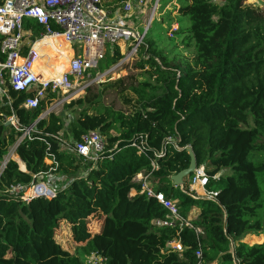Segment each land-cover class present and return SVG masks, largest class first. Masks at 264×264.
<instances>
[{
  "label": "trees",
  "instance_id": "16d2710c",
  "mask_svg": "<svg viewBox=\"0 0 264 264\" xmlns=\"http://www.w3.org/2000/svg\"><path fill=\"white\" fill-rule=\"evenodd\" d=\"M246 1L177 0L173 11L189 23L184 42L194 54L168 59L152 40L143 41L140 57L115 90L135 96L138 106L131 112L104 107L89 115L98 98L89 86L83 98L67 105L81 110L65 131L52 112L39 119L45 102L27 110L21 105L30 93L7 86L9 100L1 98L0 113L8 114L2 104L10 101L20 125L35 123L36 133L15 148L26 171L9 160L0 172V264H82L58 242L60 223L82 255L99 256L102 264H197L198 247L201 264H264V240L244 241L264 238V0L259 10L243 9ZM30 25L35 33L41 30ZM121 59L117 45L106 48L98 71ZM90 131L101 135L104 147L84 176L50 198L9 193L44 171L46 158L78 169L76 158L61 152L51 136L64 132L79 142ZM18 135L0 122V164ZM186 147L196 167L203 166L212 198L172 185L170 177L189 165ZM139 173L150 174L183 218L198 210L191 226L155 223L167 213L133 182ZM173 240L185 250L166 249Z\"/></svg>",
  "mask_w": 264,
  "mask_h": 264
},
{
  "label": "built area",
  "instance_id": "2783aa9c",
  "mask_svg": "<svg viewBox=\"0 0 264 264\" xmlns=\"http://www.w3.org/2000/svg\"><path fill=\"white\" fill-rule=\"evenodd\" d=\"M107 4L108 0H0V55L4 57L0 63V70L8 72L9 86L13 91L30 93L21 107L27 110L35 109L50 95L60 94V101L78 98L89 86L100 83L109 72L108 69L98 72V65L104 57L106 48L118 46L119 43L124 44L126 50L121 52L120 61H125L132 59L138 49L143 47L145 27L142 26V30L139 31L138 27H127L109 21ZM125 7L131 9V2H127ZM30 23L39 26L41 38H62L71 47L77 48V50L71 48L72 56L68 68L59 77L44 80L32 70L34 61L39 57L35 42L22 51L24 37L29 35L31 29ZM17 59H20V63L16 62ZM155 61L159 64L158 60ZM3 96L9 100L7 92L0 86V101ZM2 105L7 106L8 114L0 113V122L19 132L13 144L15 152V148L23 140H32V134L36 133L35 123L28 127L21 126L10 108V101ZM48 113L41 114L39 119ZM51 137L58 142L61 152L90 164L97 160L104 147V140L97 131L82 135L80 141L74 143H68L60 133ZM137 148L142 152L143 143L140 142ZM9 160L3 159L0 172ZM44 161L49 162H45L49 165V172L41 171L32 175L29 184L11 186L9 193L21 196L24 200L52 197L57 187L52 171L60 164L56 163L53 157ZM151 165L154 168L153 161ZM150 179V174L139 173L133 178V182L140 185L141 192L146 197L154 199L166 211V219L155 223L168 228L178 226L179 230L184 226H191L187 219L180 215L176 202L157 191ZM187 179L190 180L186 191L188 194L197 197L196 187H199L203 190L202 197L212 198L214 193L205 191L207 175L203 166L196 167ZM27 189L31 193L25 197ZM165 248L178 253L185 250L176 240L167 242ZM194 254L199 260L197 264H201L202 249L198 247ZM86 260L88 264H102V258L94 254L86 256Z\"/></svg>",
  "mask_w": 264,
  "mask_h": 264
},
{
  "label": "rangeland",
  "instance_id": "374dc122",
  "mask_svg": "<svg viewBox=\"0 0 264 264\" xmlns=\"http://www.w3.org/2000/svg\"><path fill=\"white\" fill-rule=\"evenodd\" d=\"M129 1L132 4L131 9H127L125 7V4ZM176 2L177 0H108L107 8L110 16L109 21L119 23L127 27H138L139 31H141L142 26H144L146 31L144 33L143 40H152L157 50L162 51L168 59H171L174 56L189 59L194 54L191 48V43L189 42V44L186 45L187 40L184 42L185 38L189 36V33L187 32L189 23L186 18L177 16L173 11V6L177 4ZM215 2H221V0H215ZM262 5L263 4L260 0H248L243 3L242 8L259 10L262 8ZM39 47L40 46H37L36 48L37 50L39 49L40 54V52H43V48H52V43L47 42L45 43L44 47ZM64 47L66 49V56H63L59 61L57 58L54 60V66L56 69H63L67 59L71 57L69 46L65 44ZM71 48L73 50H77L75 46H72ZM118 48L122 53L126 50L125 45L122 43L118 44ZM142 49L143 47L141 46L132 59L119 61L117 65L110 67L108 69L109 72L105 75L104 79L100 83H94L91 85L96 91V96H98V98L94 103V107L92 109H87L89 115L95 114L96 111L99 109L102 110L104 107H111L114 110H121L123 112H131L137 108V101L132 93L129 91L117 93L115 90L121 78L129 73L135 61L140 57ZM41 57L42 54L39 57L42 64L48 62H46V60H48L47 57H42V59ZM50 59L53 61L54 56L50 57ZM111 68L114 69L111 70ZM8 85V72L5 70H0V86L7 92ZM84 95L85 93L71 101H60V94L58 96H54L50 102H48V99H50L48 97L43 101L45 102V106L43 108L42 114L45 112H52L53 114L58 115L62 119L63 127L67 129L70 123L76 119L79 111L81 110V108L76 106L67 107V105L72 101L83 98ZM82 108L86 107L83 106ZM63 137L66 141L74 143L69 135L63 134ZM13 151L12 145L9 147L4 159L9 158L10 160L14 161L17 164L18 169L21 170L19 164L23 163L18 159ZM14 156H16L17 159H15ZM45 162L49 163L48 161H44V171L49 172V165H47ZM76 163L78 164V169L76 170L67 168L64 165H59L58 168L52 171V177L56 179V189L63 188L71 179L84 176V173L86 172V169L90 163L82 162L77 158ZM24 170L25 169L21 171ZM220 173L224 174V172ZM189 183L190 180L185 179L181 188L187 191ZM197 189L199 188L196 187V190ZM199 191L200 190H197V194L200 196ZM28 192L29 190L27 189L25 191V197L29 195ZM98 226L99 224L95 222L93 228L96 229ZM56 238L63 248L69 250L73 254H76L82 264H88L86 257L82 255L81 251L79 250V245L75 244L71 240L67 227L64 223L59 224V227L56 230ZM263 240V236H249L246 237L244 241L249 244H256L263 242Z\"/></svg>",
  "mask_w": 264,
  "mask_h": 264
},
{
  "label": "crops",
  "instance_id": "0c3cea01",
  "mask_svg": "<svg viewBox=\"0 0 264 264\" xmlns=\"http://www.w3.org/2000/svg\"><path fill=\"white\" fill-rule=\"evenodd\" d=\"M32 27V26H31ZM39 33L40 32H38V33H35V30H34V28H31L30 30H29V35L28 36H25L24 37V40H23V47H22V51H25V48L27 47V46H29L31 43H33V42H35V44L36 43H38L39 41H41L42 39H44V38H41L40 36H39ZM45 46V45H44ZM43 46V47H44ZM68 46H69V49H70V51H72L71 50V46L68 44ZM40 47H42V46H40ZM39 47V48H40ZM52 49H54V50H51V48L50 49H42L43 50V52H40V54H39V49H38V55H41L42 54V57L44 58V57H47L48 58V60H46V62L47 63H44V64H42L41 63V61H38V64H37V67H36V70L40 73V74H43L44 76L43 77H46V78H54V77H57L59 74H60V72L62 71V69L60 70V69H56V67L54 66V60L57 58L58 59V61L59 60H61L62 59V57L63 56H66L65 54H66V49H65V47H64V45L63 44H61L60 46H58V44H56V43H54V44H52ZM54 56V59H53V61L50 59V57H53ZM72 56V55H71ZM42 57H41V59H42ZM70 58V57H69ZM68 58V59H69ZM65 67V66H64ZM65 129V131H66V128H64ZM60 134H61V136H62V138L65 140V138L63 137V134H64V132H60ZM68 142V141H67ZM69 143V142H68ZM71 143V142H70ZM15 153V152H14ZM17 156V155H16ZM18 157V156H17ZM19 159V158H18ZM23 169H25V166H24V168ZM26 170H24L23 172H25ZM180 188V187H179ZM197 188H199V187H197ZM182 191H184V192H186V190H184V189H182V188H180ZM198 190H200L199 191V193H201L200 194V196L198 195L197 197H200V198H202V194H203V190L201 189V188H199ZM197 191V190H196ZM197 213H198V210H196V209H193L189 214H188V219H187V221L189 222V220H192L193 218H195L196 217V215H197ZM86 257V256H85Z\"/></svg>",
  "mask_w": 264,
  "mask_h": 264
},
{
  "label": "water",
  "instance_id": "95a60500",
  "mask_svg": "<svg viewBox=\"0 0 264 264\" xmlns=\"http://www.w3.org/2000/svg\"><path fill=\"white\" fill-rule=\"evenodd\" d=\"M185 149L189 156V165L187 168L170 177V180L174 187H181L184 183V180L192 175V173L196 169V163L191 149L189 147H186Z\"/></svg>",
  "mask_w": 264,
  "mask_h": 264
},
{
  "label": "bare ground",
  "instance_id": "6f19581e",
  "mask_svg": "<svg viewBox=\"0 0 264 264\" xmlns=\"http://www.w3.org/2000/svg\"><path fill=\"white\" fill-rule=\"evenodd\" d=\"M47 42H51L52 44L56 43V44H58V46H60L61 44H63V45L67 44V45H68V43H67L66 41H64L62 38H55V39H54V38H44V39H42L41 41H39L38 43H36L35 48H36L37 46H44L45 43H47ZM71 55H72V51H71ZM39 57H40V55H39ZM39 57L34 61L33 66H32V70H33L34 73H36L37 75L41 76V79H44V80H50V79H52V78H46V77H43L44 75H43V74H40V73L36 70V67H37L38 61H40V58H39ZM16 62H17V63H20V59H17ZM68 62H69V59H67V62H66V64H65V67L62 69V71L60 72V74H59L57 77H59L63 72H65V71L67 70V68H68ZM57 77H54V78H57ZM14 158L17 159L16 156H14ZM19 166H20V169L23 170V164L20 163ZM197 190H198V189H197ZM30 193H31V191L28 192V194H30ZM200 194H201V193H200Z\"/></svg>",
  "mask_w": 264,
  "mask_h": 264
}]
</instances>
